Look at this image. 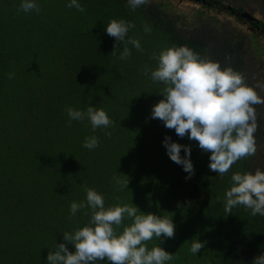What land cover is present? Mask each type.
<instances>
[{"label":"trees","instance_id":"trees-1","mask_svg":"<svg viewBox=\"0 0 264 264\" xmlns=\"http://www.w3.org/2000/svg\"><path fill=\"white\" fill-rule=\"evenodd\" d=\"M180 1L223 12L248 24L253 34L237 33L228 20L212 17L183 28L153 1L132 11L127 0H78L85 9L80 12L67 7L70 0H36L40 12L24 13L17 11L21 0H0V264H47L48 252L64 242L63 233L90 220L85 209L70 213L73 201L86 199L85 186L103 195L105 207L134 204L142 212L173 218L175 237L147 244L151 249L160 243L173 253L176 258L168 264H253L264 254V216H252L243 206L224 211L232 174L264 171L261 109L254 105L255 156L238 160L221 176L210 171V154L196 141L148 119L163 85L142 71L145 65L156 67L154 52L187 46L241 72L257 91L250 66L259 59L254 42L257 35L264 38V23L247 13L251 19L244 18L242 8L222 0ZM260 3L264 9V0ZM111 19L135 24L126 39L138 38L142 52L129 44V59L111 54L114 38L105 30ZM89 106L105 110L114 126L93 131L88 121L69 120L67 108ZM93 135L98 146L84 148L85 138ZM165 136L191 146V178L185 179L188 173L167 155ZM113 177L129 179L128 188H119ZM192 239L207 241L196 255L190 252Z\"/></svg>","mask_w":264,"mask_h":264},{"label":"clouds","instance_id":"clouds-1","mask_svg":"<svg viewBox=\"0 0 264 264\" xmlns=\"http://www.w3.org/2000/svg\"><path fill=\"white\" fill-rule=\"evenodd\" d=\"M152 0H127L128 7L135 11ZM69 8L84 12L78 0H70ZM36 0H21L18 12H40ZM94 26V25H93ZM135 24L124 19H111L106 26L108 36L114 38L111 54L119 52L120 60L131 57L132 45L137 51H143L138 38L127 37ZM145 33L151 32L148 24L143 25ZM120 45H123L122 50ZM156 67L145 65L143 73L149 75L163 88L162 96L151 108L148 119H156L164 127L174 130L183 139L196 141L202 152L209 153L210 171L221 176L227 174L240 159L255 156L256 143L254 133L257 130V113L254 105L264 104V99L249 86L245 76L230 65L221 67L219 61L202 57L187 46H173L153 53ZM231 59L230 56L225 57ZM12 73L9 79L13 78ZM259 87V85H257ZM70 121H88L93 131L113 127V121L103 109L94 106L81 111L67 108ZM111 136V132H105ZM96 136L86 137L83 147L94 149L98 146ZM163 145L171 161L183 167L188 173L185 179L194 175L191 161V146L182 145L165 136ZM181 150L185 155L181 156ZM119 188H128L129 179L113 177ZM86 199L70 204V213L74 216L78 210L85 209V215L91 213L88 224L72 232L63 233V241L49 251L47 264H97L107 260L109 264H168L176 257L160 246L167 239L175 237L176 225L173 218L160 216L152 212H142L134 204H116L105 207L104 197L93 188L85 186ZM220 197H217L219 200ZM237 206L251 210V215L264 216V171L259 168L252 172H235L231 176V187L224 194V211L231 214ZM180 207V204H177ZM125 218L130 225L125 226ZM122 228V232L117 230ZM160 241L159 246L148 248L149 241ZM207 241L192 239L190 252L196 255ZM72 246L70 250L69 246ZM253 264H264V254L257 255Z\"/></svg>","mask_w":264,"mask_h":264},{"label":"rangeland","instance_id":"rangeland-1","mask_svg":"<svg viewBox=\"0 0 264 264\" xmlns=\"http://www.w3.org/2000/svg\"><path fill=\"white\" fill-rule=\"evenodd\" d=\"M155 4L160 5L162 10L177 18L180 22V25L183 28H193L198 26L200 20L208 19L209 17L219 20V22L229 21V25L232 29H235L237 33L244 35L253 34V30L250 29V26L245 22H236L234 19L229 18L225 13H213L211 11L206 12L200 8L198 4H194L189 1H180V0H152ZM225 4L240 7L243 11L253 19L264 23V9L260 3V0H222ZM257 45L256 55L259 57L258 61H254V65L250 66V69H253L255 72L254 75H251V82L254 83V87L257 89V94L264 99V38L257 35V39L254 42ZM253 48V46H252ZM252 50V49H250ZM256 69V71H255ZM256 85H259L257 87ZM261 113L264 116V104H259Z\"/></svg>","mask_w":264,"mask_h":264},{"label":"water","instance_id":"water-1","mask_svg":"<svg viewBox=\"0 0 264 264\" xmlns=\"http://www.w3.org/2000/svg\"><path fill=\"white\" fill-rule=\"evenodd\" d=\"M244 18L251 19L246 13L242 15Z\"/></svg>","mask_w":264,"mask_h":264}]
</instances>
